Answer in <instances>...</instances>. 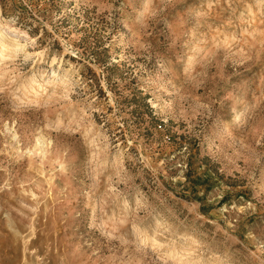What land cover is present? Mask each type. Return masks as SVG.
I'll return each mask as SVG.
<instances>
[{"label":"rangeland","instance_id":"rangeland-1","mask_svg":"<svg viewBox=\"0 0 264 264\" xmlns=\"http://www.w3.org/2000/svg\"><path fill=\"white\" fill-rule=\"evenodd\" d=\"M0 264H264V0H0Z\"/></svg>","mask_w":264,"mask_h":264},{"label":"bare ground","instance_id":"bare-ground-1","mask_svg":"<svg viewBox=\"0 0 264 264\" xmlns=\"http://www.w3.org/2000/svg\"><path fill=\"white\" fill-rule=\"evenodd\" d=\"M235 104H236V102H235ZM236 109V106L233 108V110H235Z\"/></svg>","mask_w":264,"mask_h":264}]
</instances>
